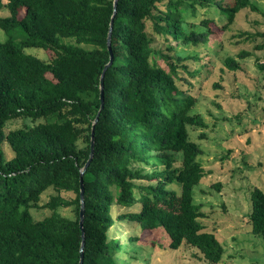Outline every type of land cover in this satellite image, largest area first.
<instances>
[{"label": "trees", "instance_id": "1", "mask_svg": "<svg viewBox=\"0 0 264 264\" xmlns=\"http://www.w3.org/2000/svg\"><path fill=\"white\" fill-rule=\"evenodd\" d=\"M198 2L208 5V0H119L114 62L105 72L101 109L114 0H0V12L10 13L0 17V29L20 28L25 35L18 43L0 42V264H79L80 171L90 158L98 114L94 158L84 174L83 264H117L125 246L109 234L123 222L143 230L132 244L161 228L170 249L185 243L212 264L222 261L224 248L206 232L201 223L206 214L193 198L206 173L190 128L203 130L206 124L193 113L198 96L178 84L195 86L200 73L184 64L189 57L156 49L147 29L151 20L155 33L176 44L169 50L208 43L211 19L200 22L202 32L186 27L187 13ZM211 2L226 20L224 31L241 11H257L252 0ZM29 48L43 49L50 60L27 54ZM224 64L233 72L242 69L233 57ZM17 120L37 124L8 130ZM172 185L180 187L179 194ZM48 189L55 195L39 205ZM251 201L252 233L264 243V192L253 190ZM116 205L137 209L114 217ZM35 209L51 215L36 220Z\"/></svg>", "mask_w": 264, "mask_h": 264}, {"label": "rangeland", "instance_id": "2", "mask_svg": "<svg viewBox=\"0 0 264 264\" xmlns=\"http://www.w3.org/2000/svg\"><path fill=\"white\" fill-rule=\"evenodd\" d=\"M211 1L208 0L204 7L198 2L195 12L190 9L187 13L189 30L202 32L204 27L200 22L212 20L208 26L212 34L206 44L180 45L169 50L176 44L171 39V43L166 42L164 36L155 33L151 20L147 22V29L156 49L171 57H189L184 64L200 73L195 86L181 81L178 84L187 94L198 96L193 113L199 114L206 124L203 130L190 128L191 140L202 151L198 161L206 173L194 188L193 198L206 214L201 220L206 232L214 233L224 248L223 259L218 264H264L263 240L253 235L249 223L252 192L256 188L264 192V0H252L257 11H241L226 31L223 30L225 18ZM222 1L232 3L234 0ZM9 16L8 10L0 12V17ZM23 39L25 35L20 28L10 33L0 29V42L12 40L18 43ZM65 42L71 43V40ZM25 52L46 62L50 60V53L43 49L29 48ZM240 54L244 57L239 58ZM228 57L236 58L242 69L230 71L224 64ZM156 62L167 67L161 58ZM36 124L30 120H17L8 123L7 129ZM5 149L7 158H12L8 145ZM144 169L149 171L148 167ZM170 188L179 194L178 185ZM52 190L48 189L42 195L39 205L46 204L55 195ZM135 209L137 206L130 209L116 205L112 215L115 217ZM32 214L34 219L43 220L51 215V211L35 209ZM142 233L136 223H118L112 228L110 238L119 240L126 250L118 255L117 264H212L197 248L185 243L178 250L170 249L171 239L161 228L150 235L145 233L143 240L132 244L130 239L141 237Z\"/></svg>", "mask_w": 264, "mask_h": 264}, {"label": "water", "instance_id": "3", "mask_svg": "<svg viewBox=\"0 0 264 264\" xmlns=\"http://www.w3.org/2000/svg\"><path fill=\"white\" fill-rule=\"evenodd\" d=\"M118 2L119 0H114L113 7V15L111 18L110 22V29L108 33V38H107V48L108 52L110 54V61L106 65L101 78H100V99H101V109L104 107V89H105V72L106 70L113 64L114 62V54H113V49H112V35H113V29H114V19L117 14V8H118ZM100 113V112H99ZM99 115L97 116L96 120L93 123L92 126V136H91V154L88 162L85 164V166L81 169L80 171V199H81V208H80V229L82 231V244H81V249H80V262L79 264L84 263V252H85V230H84V219H85V185H84V174L87 171L89 165L91 164L93 158H94V148H95V126L98 122Z\"/></svg>", "mask_w": 264, "mask_h": 264}]
</instances>
